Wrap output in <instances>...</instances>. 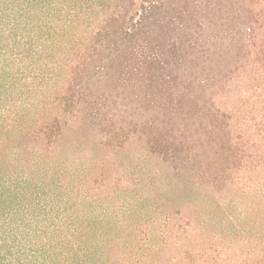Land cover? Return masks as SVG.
I'll return each instance as SVG.
<instances>
[{"label":"trees","instance_id":"16d2710c","mask_svg":"<svg viewBox=\"0 0 264 264\" xmlns=\"http://www.w3.org/2000/svg\"><path fill=\"white\" fill-rule=\"evenodd\" d=\"M0 264H264V0H0Z\"/></svg>","mask_w":264,"mask_h":264}]
</instances>
